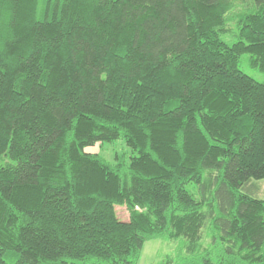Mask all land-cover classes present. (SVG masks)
Returning <instances> with one entry per match:
<instances>
[{"label":"trees","instance_id":"1","mask_svg":"<svg viewBox=\"0 0 264 264\" xmlns=\"http://www.w3.org/2000/svg\"><path fill=\"white\" fill-rule=\"evenodd\" d=\"M245 53L264 75V0H0V264H138L157 238V264H264Z\"/></svg>","mask_w":264,"mask_h":264},{"label":"rangeland","instance_id":"2","mask_svg":"<svg viewBox=\"0 0 264 264\" xmlns=\"http://www.w3.org/2000/svg\"><path fill=\"white\" fill-rule=\"evenodd\" d=\"M231 33L229 32V35ZM248 54H243L240 57L239 68L244 71L246 74L252 76L258 81H262L264 79L263 73L259 70L252 68L249 64ZM122 141V139L114 140L113 142H103L95 144V146L91 147L89 150L98 152L102 154L107 159H112L114 154L126 152L127 149ZM258 183L264 184V180H259ZM264 187V186H263ZM255 193V192H254ZM255 195V194H254ZM258 197L264 198V191L261 187V192L258 193ZM116 212L119 218L126 220L128 218V213L125 210L124 206L117 207ZM175 240H163V239H150L144 243L142 253L138 264H157L160 259H162L165 255L171 254L173 252V248L175 246Z\"/></svg>","mask_w":264,"mask_h":264},{"label":"crops","instance_id":"3","mask_svg":"<svg viewBox=\"0 0 264 264\" xmlns=\"http://www.w3.org/2000/svg\"><path fill=\"white\" fill-rule=\"evenodd\" d=\"M263 186H264V184H261V185H260L259 183H257V186H252L251 188H252V190H254V191H255L256 188H257V191H255V194H256L257 196H259L258 193L261 192V187L263 188V191H264V187H263Z\"/></svg>","mask_w":264,"mask_h":264}]
</instances>
